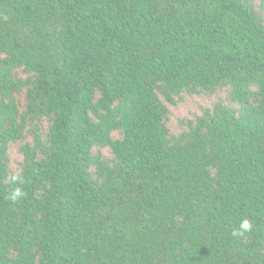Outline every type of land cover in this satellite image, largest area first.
<instances>
[{"label":"trees","instance_id":"16d2710c","mask_svg":"<svg viewBox=\"0 0 264 264\" xmlns=\"http://www.w3.org/2000/svg\"><path fill=\"white\" fill-rule=\"evenodd\" d=\"M0 264H264V0H0Z\"/></svg>","mask_w":264,"mask_h":264},{"label":"rangeland","instance_id":"374dc122","mask_svg":"<svg viewBox=\"0 0 264 264\" xmlns=\"http://www.w3.org/2000/svg\"><path fill=\"white\" fill-rule=\"evenodd\" d=\"M215 97H186L185 100L177 106H169L170 122L169 126L172 131L179 132L182 128L180 122L185 119H193L195 116L200 115L201 109L209 107ZM19 145H11L10 166L13 171L18 170V163L21 161V156L18 152ZM105 155L107 153L105 152Z\"/></svg>","mask_w":264,"mask_h":264},{"label":"clouds","instance_id":"9594fccd","mask_svg":"<svg viewBox=\"0 0 264 264\" xmlns=\"http://www.w3.org/2000/svg\"><path fill=\"white\" fill-rule=\"evenodd\" d=\"M12 183H22V178L19 175H13L11 178ZM24 196V193L19 187H16L8 194V199L13 203L19 201ZM253 228L252 223L249 219L245 218L240 222L239 228L234 230L232 235L234 237L243 236L245 233L251 232Z\"/></svg>","mask_w":264,"mask_h":264}]
</instances>
